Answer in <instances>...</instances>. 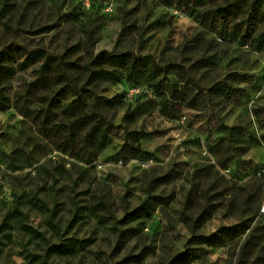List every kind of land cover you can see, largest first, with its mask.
<instances>
[{"label": "rangeland", "instance_id": "1", "mask_svg": "<svg viewBox=\"0 0 264 264\" xmlns=\"http://www.w3.org/2000/svg\"><path fill=\"white\" fill-rule=\"evenodd\" d=\"M230 3L227 22L196 20ZM126 51L148 60L142 94L124 80L82 87L92 57ZM57 62L75 93L25 100ZM115 96L98 154L59 150L34 125ZM127 132L140 133L137 151L124 152ZM263 170L264 0H0V264H264ZM97 199L107 210L93 212Z\"/></svg>", "mask_w": 264, "mask_h": 264}, {"label": "trees", "instance_id": "2", "mask_svg": "<svg viewBox=\"0 0 264 264\" xmlns=\"http://www.w3.org/2000/svg\"><path fill=\"white\" fill-rule=\"evenodd\" d=\"M162 1L171 8H182L189 2V0ZM233 12L234 6L233 3H230L224 7L217 6L205 14L197 13L196 20L200 24L212 23L217 18L227 22ZM147 61L146 57H139L130 51L121 53L100 52L92 57L89 62L85 63L81 69L85 80L82 87H90L102 81L117 83L124 80L131 85V88H139L142 94L144 91L139 85L146 76ZM18 67L20 70H25L29 67V64L21 63ZM4 69L8 73L12 72L9 68ZM149 75L150 72H148ZM234 77L240 82L246 79L245 75L234 74ZM218 86L223 88L222 84ZM75 91L76 87L65 73L61 64L57 62L50 68L49 72H41L28 84L25 100L51 104L52 101L71 95ZM174 91H176V88ZM181 94L179 93L178 95L181 101L184 102L186 97ZM120 104L121 99L117 96L102 102L89 104L76 105L70 103L61 108L60 113L50 109L39 112L33 118V122L38 134L59 150L71 154H98L108 144L113 128V125L107 120L106 110L115 108ZM139 135V132H127L125 134L122 146L125 153L138 150V146L133 145V143H138ZM259 176L264 177V173L260 172ZM34 205L42 212L49 213L46 225L54 229V211L50 210L41 200L34 199ZM105 205V203L97 199L92 210L93 212L102 211V209L107 210ZM139 210L146 211V204H141L128 215H135ZM15 213L21 215L18 208L15 209ZM206 215L208 213L204 212L203 209L200 210L193 221V227H199V225L204 223ZM29 232L34 233L37 239H41V233L34 232L31 229ZM191 239L199 241L205 238L199 234L194 235L192 233ZM60 248L62 251H67V248ZM242 251H244V247ZM30 262L31 264H48L46 258L41 261V255L37 254L31 255Z\"/></svg>", "mask_w": 264, "mask_h": 264}, {"label": "built area", "instance_id": "3", "mask_svg": "<svg viewBox=\"0 0 264 264\" xmlns=\"http://www.w3.org/2000/svg\"><path fill=\"white\" fill-rule=\"evenodd\" d=\"M104 11L109 13V12L112 11V9H111L110 6H105ZM130 91H131V93H140V89L139 88H132ZM263 173H264V170H263Z\"/></svg>", "mask_w": 264, "mask_h": 264}]
</instances>
